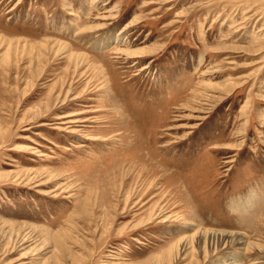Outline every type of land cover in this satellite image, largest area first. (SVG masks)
I'll return each instance as SVG.
<instances>
[{"label": "rangeland", "instance_id": "obj_1", "mask_svg": "<svg viewBox=\"0 0 264 264\" xmlns=\"http://www.w3.org/2000/svg\"><path fill=\"white\" fill-rule=\"evenodd\" d=\"M226 261L264 264V0H0V264Z\"/></svg>", "mask_w": 264, "mask_h": 264}, {"label": "bare ground", "instance_id": "obj_2", "mask_svg": "<svg viewBox=\"0 0 264 264\" xmlns=\"http://www.w3.org/2000/svg\"><path fill=\"white\" fill-rule=\"evenodd\" d=\"M142 52V51H141ZM140 52L137 50V52H133L132 53V55L134 56V55H136V54H139ZM140 55V54H139ZM249 207V206H248ZM204 233H206V235L207 234H211V235H213V237H215V236H217V235H219L220 234V232L219 231H208V230H204ZM223 234V233H222ZM239 235H233V234H225V236L223 237L222 236V239H223V241H227V239L228 238H230L231 240H229V241H231V242H236L237 241V239L239 238L238 237ZM209 237V236H208ZM215 241V240H214ZM213 242V241H212ZM237 260H239V257H234V261H237ZM225 264H228V262L226 261V263Z\"/></svg>", "mask_w": 264, "mask_h": 264}]
</instances>
